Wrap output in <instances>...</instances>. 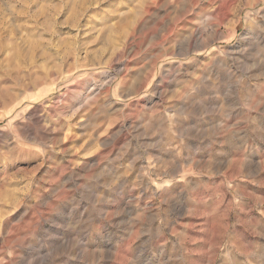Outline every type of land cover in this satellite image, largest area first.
Returning a JSON list of instances; mask_svg holds the SVG:
<instances>
[{"label":"rangeland","instance_id":"374dc122","mask_svg":"<svg viewBox=\"0 0 264 264\" xmlns=\"http://www.w3.org/2000/svg\"><path fill=\"white\" fill-rule=\"evenodd\" d=\"M0 264H264V0H0Z\"/></svg>","mask_w":264,"mask_h":264},{"label":"bare ground","instance_id":"6f19581e","mask_svg":"<svg viewBox=\"0 0 264 264\" xmlns=\"http://www.w3.org/2000/svg\"><path fill=\"white\" fill-rule=\"evenodd\" d=\"M232 2H235V1H232ZM232 6H234V3H230V5L228 6V9L232 8ZM221 11V10H219ZM222 12V11H221ZM227 15V14H226Z\"/></svg>","mask_w":264,"mask_h":264}]
</instances>
